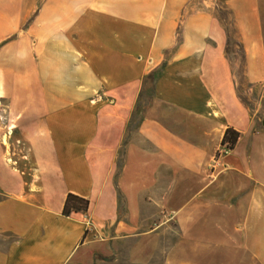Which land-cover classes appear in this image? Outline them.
Here are the masks:
<instances>
[{
	"label": "crops",
	"instance_id": "crops-1",
	"mask_svg": "<svg viewBox=\"0 0 264 264\" xmlns=\"http://www.w3.org/2000/svg\"><path fill=\"white\" fill-rule=\"evenodd\" d=\"M227 4L239 29V0ZM26 13L0 23V264H264V131L217 18L194 0H46L23 27ZM245 45L258 82L261 40ZM159 69L156 101L189 127L146 119L126 144ZM228 128L240 137L213 181L206 163ZM239 180L256 189L239 196ZM165 190L171 223L153 231L148 207ZM68 194L88 211L63 215Z\"/></svg>",
	"mask_w": 264,
	"mask_h": 264
},
{
	"label": "rangeland",
	"instance_id": "rangeland-1",
	"mask_svg": "<svg viewBox=\"0 0 264 264\" xmlns=\"http://www.w3.org/2000/svg\"><path fill=\"white\" fill-rule=\"evenodd\" d=\"M31 1L32 0H0V23L6 26L14 25V23L21 20L23 14L27 12L26 14L28 17L25 19L23 27L28 26L33 20V16L37 15L40 7L46 0H37V2L33 4ZM194 5L197 9L203 8L209 10L221 25L228 30L231 38L228 59L234 74L237 92L244 99L247 105V107H245L249 110L250 115L256 119L258 129L264 131V75L261 76V80L258 82L253 83L248 79L245 45L246 39H255L258 37L261 40L264 52V0H239V29L237 27L234 11L231 9L232 7L227 4V0H194ZM29 6L34 7V12L32 13L31 11L28 13V11H26L23 13L22 10H25ZM262 63H264V61ZM257 67H260L259 63H257ZM260 69L264 70V66ZM144 82V89L140 94L137 106L132 112L128 122L127 138L125 140L126 144L140 131L146 119H159L170 122L173 118H179L181 121L179 125L180 131H183L182 128L187 129L189 127L182 124L187 121L186 118L188 115L156 101L152 90L154 84L146 82V80ZM168 126L170 127L169 124ZM216 136L217 131L213 129L211 133V143L213 146L215 145ZM217 151L218 148L213 149L211 157L206 163L208 173L210 174L209 177L213 181L219 178L220 174V165L215 166L213 163V158L216 156ZM124 160V155L121 153L117 160V164L120 168L124 164ZM167 175L168 174L165 173L164 177L167 178ZM254 189H256L255 183H245L239 180V196H247ZM260 189L264 191V187L260 186ZM181 192H183V197L189 195L186 190ZM165 197H169V200L167 199V203L164 205L148 207V216L150 217L151 214L154 216L152 217L153 220L149 221V228L153 231L160 230L166 224L171 223L169 215L173 213V205L171 204L172 199L170 190H165ZM120 211H125V205H121ZM172 228L174 227L170 226V229ZM169 239H171V237H169Z\"/></svg>",
	"mask_w": 264,
	"mask_h": 264
},
{
	"label": "trees",
	"instance_id": "trees-1",
	"mask_svg": "<svg viewBox=\"0 0 264 264\" xmlns=\"http://www.w3.org/2000/svg\"><path fill=\"white\" fill-rule=\"evenodd\" d=\"M225 30L227 32L226 51L228 53L230 50V46H231V38H230V34H229L228 30L227 29H225ZM165 65H166V63H163L162 67H164ZM159 72H160V69L157 71L151 72L146 77V82H150V83L154 84V81L156 79V75ZM237 94H238V92H237ZM238 97L241 100V102L247 107L244 99L239 94H238ZM239 137H240L239 132L233 130L232 128H228L224 134L221 145L229 144L231 149H233L235 147V145L237 144ZM88 208H89V200L82 198V197H79V196H76L74 194H68L62 213L65 216H70L74 213H86L88 211Z\"/></svg>",
	"mask_w": 264,
	"mask_h": 264
},
{
	"label": "built area",
	"instance_id": "built-area-1",
	"mask_svg": "<svg viewBox=\"0 0 264 264\" xmlns=\"http://www.w3.org/2000/svg\"><path fill=\"white\" fill-rule=\"evenodd\" d=\"M0 106H1V101H0ZM0 117H2L1 114H0ZM231 151H232V149H231L229 144L221 145L218 148L216 156L213 158V163L215 164V166L220 165L221 160L225 156H227Z\"/></svg>",
	"mask_w": 264,
	"mask_h": 264
}]
</instances>
